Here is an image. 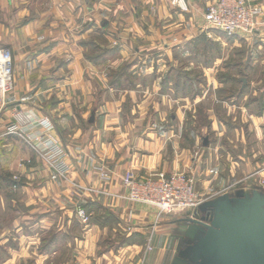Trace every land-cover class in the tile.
I'll use <instances>...</instances> for the list:
<instances>
[{
	"label": "crops",
	"instance_id": "0c3cea01",
	"mask_svg": "<svg viewBox=\"0 0 264 264\" xmlns=\"http://www.w3.org/2000/svg\"><path fill=\"white\" fill-rule=\"evenodd\" d=\"M262 8L264 11V3ZM200 11L201 8H193L182 12L171 5V0H0V49L11 50L14 65L8 112L32 111L59 119L52 120L59 132L63 134L66 128L69 135L63 143L72 156L73 179L96 184L94 171L99 162H104L112 173L107 187L116 192V197L123 198L126 190L121 177L126 172L137 178L158 172L194 173L198 177V193L204 198L198 215L184 212L163 216L154 207L112 197L105 202L85 201L109 210L115 219L102 225L105 211L101 215L93 213V220L100 222H92L84 232L86 237L77 239L76 245L73 239L77 255L70 264H198L195 247L206 230L200 223L210 224L214 215L210 207L203 206L214 201V196L202 195L201 191L213 186L202 180L207 172L199 174V167L190 166L186 157L190 152L176 149L178 131L161 130L160 125L168 122L183 124L182 117L168 120L160 115L159 102L166 103V98L154 101L150 110L145 108L143 113L138 112L143 100L138 105L134 103L137 108L131 113L124 111L121 96L116 95L115 101L107 100V93L116 87L106 79L114 72L111 60L105 58V53L97 61L91 57L107 49L112 55L129 59L131 75L140 71L157 73L154 67H140V62L144 64L155 58V53L169 52L172 47L189 42L199 27L207 31ZM262 24L257 33L264 38V13ZM113 45L119 47L113 49ZM155 90H159L157 84L146 88L147 93ZM68 92V99L58 98ZM130 94L125 91L127 99H134L136 94ZM82 101H86L85 108L79 110ZM19 167L32 171L42 165L25 140L6 137L0 141V170ZM67 189L70 190L68 185ZM28 229L25 227L31 232ZM24 239L30 238L24 236L20 241ZM105 243L108 245L104 247ZM56 244L53 240L49 250ZM35 256L39 260L30 264L49 263L51 259V254Z\"/></svg>",
	"mask_w": 264,
	"mask_h": 264
},
{
	"label": "rangeland",
	"instance_id": "374dc122",
	"mask_svg": "<svg viewBox=\"0 0 264 264\" xmlns=\"http://www.w3.org/2000/svg\"><path fill=\"white\" fill-rule=\"evenodd\" d=\"M263 3L264 0H260L261 6ZM171 5L176 7L172 0ZM176 8L182 12L201 8L200 14L204 17L205 5L198 0H190L188 10ZM206 28L207 31L199 27L195 34L192 33L189 42L172 47L169 52L155 53L156 57L144 64L140 62L142 68L154 67L156 74L140 71L131 75L129 59L124 60L119 54L115 57L118 55H112L111 50L103 49L94 57L105 53V58L111 60L114 72L106 79L112 80L116 87L114 92L107 93V100L111 98L115 101L116 95L121 96L124 111H135L137 106L134 103L138 105L143 100L138 107V112L143 113L145 108L150 110L154 101L168 99L164 104L159 102L160 115L168 120L178 115L184 123L170 125L168 122L160 125L161 130L178 131V145L174 142L176 149L183 151L184 148L190 152L186 157L191 167H199V174L207 172L202 180L210 181L213 187L201 191L202 195H213L214 200L225 198L235 204L241 199L250 204L254 196L264 199V38L257 33L259 29L253 34L236 35ZM117 47L115 45L113 49ZM0 50H9L12 55L8 48ZM117 71L118 74L114 75ZM100 83L105 85V82ZM154 84L159 86V90L147 93L146 88H152ZM137 86L140 87L138 90L131 89ZM100 89L98 84L97 90ZM121 90L124 91L121 93ZM125 91L135 93V98L127 99ZM8 97L7 106L0 115L3 134L0 141L6 137L25 140L38 154L42 167H33L32 171L24 167L0 170V264L37 263L36 253L51 254L49 263L38 264H64L66 261L70 264L77 255V239L86 237L84 232L92 222H100V219L93 220V213H104L100 208L90 209L89 212L85 201L98 199L105 202L104 199L109 197L129 201L122 195L116 197V192L112 193L107 187L112 173L104 162H99L94 171L96 184L88 185L73 179L72 156L63 143L67 142L69 135L66 128L62 130L63 134L59 132L52 120L59 119L35 115L32 111L16 110L10 114ZM57 97L54 103H57ZM61 97L68 99L70 93L58 98ZM84 103L86 101L81 102L79 110L85 108ZM16 117L21 131L7 135V129L18 124ZM20 119H28V122L21 125ZM54 147L59 148L62 154L54 153ZM175 147L170 150H175ZM128 173L132 172H126L121 177L122 183ZM160 173L163 172L154 174ZM174 174L194 179L198 193V177L194 173ZM174 174L166 175L170 177ZM138 178L143 181L149 176ZM198 196L203 201L199 193ZM202 204L185 212L198 215ZM25 227L31 232H27ZM24 236L30 239L20 241ZM73 239L76 240L75 245L72 244ZM53 240L55 244L59 240L60 243L49 250ZM103 241L100 244L103 245Z\"/></svg>",
	"mask_w": 264,
	"mask_h": 264
},
{
	"label": "built area",
	"instance_id": "2783aa9c",
	"mask_svg": "<svg viewBox=\"0 0 264 264\" xmlns=\"http://www.w3.org/2000/svg\"><path fill=\"white\" fill-rule=\"evenodd\" d=\"M198 1L205 5L203 14L211 29L227 34H253L262 25L264 11L259 4L260 0ZM189 2L190 0H172V4L181 10H188ZM12 65L10 51L0 50V115L7 106V94L14 87ZM15 119L18 124L10 126L7 135L18 134L21 131L18 117ZM21 121V125H25L28 119L25 121L20 119ZM2 135L0 129V139ZM52 151L57 155L62 154L57 147ZM123 185L126 190L124 199L154 207L159 211V216L184 213L203 203L196 191L194 179H189L184 174H174L170 177L163 173L152 174L141 181L134 174L128 173L124 177Z\"/></svg>",
	"mask_w": 264,
	"mask_h": 264
},
{
	"label": "water",
	"instance_id": "95a60500",
	"mask_svg": "<svg viewBox=\"0 0 264 264\" xmlns=\"http://www.w3.org/2000/svg\"><path fill=\"white\" fill-rule=\"evenodd\" d=\"M210 201L214 213L195 247L198 264H264V199ZM202 207V206H201ZM200 207V208H201Z\"/></svg>",
	"mask_w": 264,
	"mask_h": 264
},
{
	"label": "trees",
	"instance_id": "16d2710c",
	"mask_svg": "<svg viewBox=\"0 0 264 264\" xmlns=\"http://www.w3.org/2000/svg\"><path fill=\"white\" fill-rule=\"evenodd\" d=\"M97 58L100 59V57H91V59H93L94 61H97ZM86 208L89 209V212H91L90 209H95V210H98L99 208L102 209L99 205L94 203H89ZM104 211L105 214L103 217L105 218V220L102 225L110 223L115 219V217H113V214L109 210L104 209Z\"/></svg>",
	"mask_w": 264,
	"mask_h": 264
}]
</instances>
